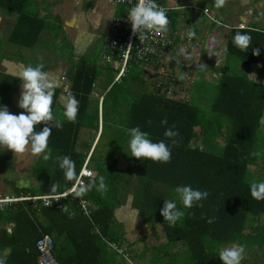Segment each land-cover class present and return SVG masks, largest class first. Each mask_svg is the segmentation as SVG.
I'll use <instances>...</instances> for the list:
<instances>
[{
	"label": "trees",
	"instance_id": "16d2710c",
	"mask_svg": "<svg viewBox=\"0 0 264 264\" xmlns=\"http://www.w3.org/2000/svg\"><path fill=\"white\" fill-rule=\"evenodd\" d=\"M119 6L118 14H124L127 8ZM237 31L247 32L252 37L246 51H240L232 43ZM256 48L260 49L259 55H253ZM263 48L264 32L236 27L227 38V59L249 66L261 60ZM171 62L172 59L169 64ZM106 67L81 57L74 62L71 79L65 77L69 83L67 99L74 96L79 102L75 122L63 119L57 110L58 97L60 93L64 94V83L55 87L51 107L53 115L63 120V126L52 129L48 139L50 158L44 160L41 154L31 169L40 185L15 187L13 182L14 195L45 194L49 188L61 193L71 187L86 159V152L78 148L80 132L82 129H100L99 105L92 106L93 85L106 70L105 88L111 85L114 76ZM129 76L128 72L121 83H114L105 94L101 125V136L108 125L113 126L115 153L124 155L129 163L128 170L116 171L115 166V170H109L91 156L94 161L91 167L97 171L94 179L98 182L100 176L105 177L107 186L106 191H98L94 186L80 195L96 206L92 219L80 210L77 198L65 200L69 207L67 212L41 204L34 207L29 201L0 208L3 264H39L36 243L44 234L54 238V256L59 264H120V255L110 250L104 239L124 245L123 226L116 220L115 209L125 202V187L131 185L133 175L138 179V189H128L133 194V207L151 227V234L140 237L139 241L157 239L155 226L158 225L164 231L167 246L181 244L186 248L189 264H222L218 258L219 250L234 244L243 245L245 253L256 255L264 249V227L250 224L264 217V200H255L250 195V186L264 181V125L259 123L264 115V84L227 70L219 77L217 94L212 102L214 121H205L197 104L168 97L165 93L158 94L153 88L139 89L132 84L126 88ZM165 119L167 123L161 124ZM44 126L42 123L34 130L39 131ZM135 126L147 132L153 142L164 140L170 144L171 158L167 163L130 157L124 129ZM169 128L178 135L171 139L164 137ZM221 139L222 148L216 151ZM172 140H175L174 144ZM65 155L75 162L76 175L72 180L65 179L56 161V157ZM177 185H191L194 189L207 191L208 196L192 208L183 209V218L170 227L164 222L160 209L164 200L175 198L172 190ZM178 207L181 206L178 204ZM11 222L15 225L9 233L4 226ZM164 253L166 262L160 264H176L174 258L167 259L171 258L169 253ZM245 263L255 264L242 259L241 264Z\"/></svg>",
	"mask_w": 264,
	"mask_h": 264
},
{
	"label": "crops",
	"instance_id": "0c3cea01",
	"mask_svg": "<svg viewBox=\"0 0 264 264\" xmlns=\"http://www.w3.org/2000/svg\"><path fill=\"white\" fill-rule=\"evenodd\" d=\"M164 2L169 8L167 12L169 23L166 29L174 37V45L156 59L153 67L164 65L166 56L172 59L166 78L158 75L171 88V98L191 102L194 99L192 93L197 92L198 98L201 99L207 85L212 83L213 79L219 80L227 70L246 75L249 79L264 84V48L261 60L249 66L234 61L228 66L230 61L226 53L229 32L236 27L241 29V23L244 25L242 29L264 32V0H223L219 8L207 0ZM204 9H209V13H204ZM119 10L120 6L114 0H0V44L6 48L3 55L0 46V104L7 106L11 114L18 115L24 111L17 106L21 86L15 76L29 64L35 66L43 63V70L50 73V78L57 84L56 87L63 85L62 77L67 76L71 79L74 62L81 57L96 63L93 55L97 54V48L101 49L100 62L96 64L105 68L107 65L103 55L107 50V37L114 17L120 15ZM189 31L196 33L191 40L187 36ZM106 72L107 70L103 71L93 85L95 97L105 96L110 90V85L105 88ZM111 74L113 75L112 72ZM148 76V73L143 72L142 76L132 81V86L144 89L146 85L148 89L153 88L154 83ZM67 101L63 92L60 93L57 110H64ZM96 101L97 105H100L98 97ZM101 125L100 118L99 130H81L79 150L86 152V157L91 153L96 162L102 163L105 168H110L109 170H115L117 167L116 171L126 172L129 163L120 152L118 154L114 152L111 167L108 163L109 155L101 154L100 158H96L98 144L103 137ZM87 145L89 147L86 150ZM39 156L31 153L30 146L24 153H14L7 148L0 151V198L16 196L13 194V182L2 176L8 171L25 173L29 177V185L20 186L14 182L15 187L40 185V181L34 178L31 172ZM93 164L94 161H90L91 169ZM92 170L97 175V171ZM131 179V185L127 184L125 187L127 188L125 202L115 209L116 220L123 226L125 239L123 247L127 251L126 246L136 249L135 251L139 253L137 255L139 264H160L153 254V257L149 254L154 253L152 247L158 246L162 256L167 252L171 256L170 259H175L176 264H189L186 248L181 244L167 246L164 231L158 225L155 226L158 238L148 242H152V245H147L146 248L144 243L138 240L140 237L149 236L151 227L133 207V194L129 193L128 189L129 191L138 189V179L135 175ZM126 183L127 181H124V184ZM6 186L11 187L12 194L6 192ZM51 193L55 192L49 188L45 194ZM93 206L96 208L94 204ZM109 249L113 250L110 247ZM118 258L125 260L121 256ZM4 259L5 255H2L0 264H3ZM122 263L120 261V264ZM124 263L135 264L126 260Z\"/></svg>",
	"mask_w": 264,
	"mask_h": 264
},
{
	"label": "clouds",
	"instance_id": "9594fccd",
	"mask_svg": "<svg viewBox=\"0 0 264 264\" xmlns=\"http://www.w3.org/2000/svg\"><path fill=\"white\" fill-rule=\"evenodd\" d=\"M223 0H216L215 6L221 7ZM127 18L131 24L133 33L139 34L140 40L149 38L150 35L160 34L166 31L169 23L167 12L159 6L155 0H137L127 12ZM241 29L244 25L241 23ZM194 31L187 33L191 40L195 37ZM252 37L243 31L235 32L232 37L234 47L240 51L249 48ZM260 49L253 50V55H259ZM43 63L35 66L31 64L23 67L15 77L20 81L21 92L17 103L18 108L24 111L20 114H11L7 106L0 104V151L5 148L14 153H24L30 146L33 155H41L44 160L51 156V149L48 147V139L53 128H61L63 120L55 117L52 111L53 96L57 84L50 78V73L43 70ZM78 100L71 96L64 105L62 113L63 119L75 122L78 112ZM50 122V127L48 123ZM45 124L39 131L34 128L37 125ZM148 123H151L150 121ZM167 120H162L161 124H166ZM259 123L264 125V115L261 116ZM124 133L127 137V148L130 157L140 160H150L153 162L167 163L171 158V146L164 140L153 142L149 134L142 131L139 126L125 128ZM164 137L173 138L178 132L171 128L166 129ZM172 144L175 140L171 141ZM253 155H257L253 153ZM59 169L62 170L65 179L72 180L76 175L75 162L69 156L56 157ZM89 175H91L89 173ZM98 191H106L105 177L100 176L98 182L92 179L88 184H80L76 191L77 197L90 191L93 187ZM174 199L164 200L160 214L168 225L175 226L184 216L183 209H190L194 204L208 196L207 191L194 189L191 185H177L173 190ZM250 195L255 200H264V181L253 183L250 186ZM178 204L181 207H178ZM245 253V247L234 244L231 247H224L219 250L218 258L222 264H241Z\"/></svg>",
	"mask_w": 264,
	"mask_h": 264
},
{
	"label": "built area",
	"instance_id": "2783aa9c",
	"mask_svg": "<svg viewBox=\"0 0 264 264\" xmlns=\"http://www.w3.org/2000/svg\"><path fill=\"white\" fill-rule=\"evenodd\" d=\"M117 5H121L127 8L124 14L114 17L111 24V31L108 34L107 50L104 53V61L106 65L111 69L113 73V81L110 88L114 83H120L126 77L129 72L130 66L137 65L142 69L144 73L148 75H163L167 76L169 70L170 57L164 58V65L158 68H154L153 65L157 58L161 57L163 53L169 51L174 45V37L166 29V31L160 34L150 35L145 40L139 39V34L133 33L131 24L127 18L128 9L134 5L137 0H114ZM155 2L164 8L166 12L168 7L164 0H155ZM204 13H209V9H204ZM163 59V60H164ZM162 63V62H161ZM156 67V66H155ZM64 83V94L68 96L69 83L65 76L62 77ZM153 90L156 93H165L166 96L171 97V88L168 87L163 79L159 77L158 80L153 81ZM100 101V118L102 119V102L104 96H97ZM91 153L86 157L84 164L76 177L75 181L70 188L64 190L61 193H51L45 195H19V196H6L0 198V208L3 209L7 206L16 204L20 201H29L34 207H38L39 204L44 207H55L57 209H63V212L69 211V207L65 202L69 198H77V203L80 210L85 216L92 219V213L95 210L93 204L81 196L77 197L76 191L80 184H88V181L95 178L96 173L90 168ZM89 173L91 175H89ZM70 215H73L72 213ZM0 225H2L0 223ZM14 223H8L4 228L11 233ZM107 245L116 251L126 261L131 262L130 254L126 251V248L119 246L116 242L108 241L104 239ZM37 249L39 251L38 263L39 264H59L54 256L55 241L50 234H44L37 240Z\"/></svg>",
	"mask_w": 264,
	"mask_h": 264
},
{
	"label": "rangeland",
	"instance_id": "374dc122",
	"mask_svg": "<svg viewBox=\"0 0 264 264\" xmlns=\"http://www.w3.org/2000/svg\"><path fill=\"white\" fill-rule=\"evenodd\" d=\"M0 46L2 47L1 44H0ZM2 49H3V55H4L6 48L2 47ZM100 49L101 48H97V51H98L97 54L93 55V58H94L93 60L96 63L100 62V55H99ZM229 63L230 64H228V66L233 64V62H231V61ZM168 66H169V68L171 67L170 64H168ZM109 72L111 73V71H109ZM129 73H130V76H129V80H128V85H125L126 88H128L129 85L132 84L133 80H137L139 78V76L143 75L142 69L139 68L136 65L130 66ZM148 78L152 82L159 79L158 76H153V75H150V74H149ZM217 84H218V79H213L212 83H209V85H207L206 91L203 92V97L201 99L198 98L199 97V93H197V92L192 93V96L194 97V99L191 102L194 103V104H197L201 108V113H202L203 119L205 121H214V118H215V114L212 111V102L215 99L216 94H217ZM139 89H141V87ZM142 89H143V87H142ZM144 89L147 90L148 87L146 85H144ZM119 90L121 91V89H119ZM95 98L97 99V97H95V96L93 97L92 106H96L97 105V103H96L97 101H96ZM63 111L64 110H62V109L59 111L61 115H62ZM219 143L220 144H218V147L216 148V151H219L222 148V139L219 140ZM115 146H116V143H115V137H114V134H113V126L112 125H108L106 127V129H105V133H104L100 143L98 144L96 158L97 159L100 158L101 154L109 155L108 158L110 160L107 159V160H109L108 163L110 164V167L113 166V162L112 161H113V158H114L113 154L116 151ZM251 169L253 171L255 170L254 168H251ZM2 176H3V178H7V179H9L12 182H16L20 186H25V185H29L30 184V183H28L29 177L26 176L25 173L19 174V173L15 172V171H8L7 173H4ZM5 176H7V177H5ZM254 178H256V177H254ZM250 179L252 181L255 180L253 178H250ZM6 192L9 193V194H12L10 186H6ZM132 203H133V200H132ZM250 224L252 226L258 225L260 227H264V217L261 218L259 220V222L251 221ZM141 242L144 243V247H146L147 245H150V244L152 245V242L148 243L149 241H145V242L141 241ZM126 247H127L128 251H129L128 252L126 250L130 254L131 262H134L135 264H139V263H137V261H138L137 260V255H139V253L135 251L136 249H133V248L131 249L128 246H126ZM152 249H154V248H152ZM163 250H164V248H163ZM153 252L154 253L149 252V254L152 257L154 255V257L157 258L159 260V262H162V263L165 262L166 259L165 260L163 259L161 250L158 249V250H154ZM133 253H135V254H133ZM2 255H5V253L0 254V259H1ZM187 257H188V254H186V258ZM246 260H247V263H253L254 262L255 264H264V249L259 250L257 255L252 253V252L245 253L244 256H243V261L246 262ZM1 262H2V260H1ZM121 262H123L122 264H127V263H124L125 260L123 261V259L121 260Z\"/></svg>",
	"mask_w": 264,
	"mask_h": 264
}]
</instances>
